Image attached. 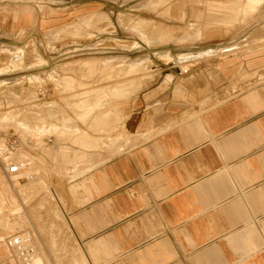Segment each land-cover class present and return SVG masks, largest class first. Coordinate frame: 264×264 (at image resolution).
<instances>
[{
	"label": "crops",
	"instance_id": "crops-1",
	"mask_svg": "<svg viewBox=\"0 0 264 264\" xmlns=\"http://www.w3.org/2000/svg\"><path fill=\"white\" fill-rule=\"evenodd\" d=\"M83 22L90 44L126 42L110 57L132 61L128 73L153 62L159 77L130 99L146 75L111 86L124 100L79 122L76 142L20 144L44 173L20 179L31 212L14 192L43 261L58 248L81 264H264V0H0V33L39 60L55 55L49 32ZM48 58L41 69L56 70ZM6 201L0 190V212Z\"/></svg>",
	"mask_w": 264,
	"mask_h": 264
},
{
	"label": "rangeland",
	"instance_id": "rangeland-1",
	"mask_svg": "<svg viewBox=\"0 0 264 264\" xmlns=\"http://www.w3.org/2000/svg\"><path fill=\"white\" fill-rule=\"evenodd\" d=\"M7 25L10 26V23ZM84 26L89 27L90 25L83 22L62 30L49 32L46 39L43 40V44L47 49L55 50V55L46 53L42 55L43 58L40 56L43 60L37 59L38 55L28 39L9 38L8 35L0 33V44L12 48L10 50L0 49L2 50L0 51V72L9 71L0 73V80H4L0 83V148H5L7 153L14 151L13 158L28 164V168L15 176L0 169V190L7 200V205L5 204L6 206L0 212V228L5 231L4 234H0L1 237L16 232H28L32 243L35 244V232L29 229L25 230L29 219L21 211L19 200L14 192L16 190L18 195L22 196L24 204L31 212L33 210L31 196L34 194L30 190L35 191V188L33 186L21 188L20 179L44 173L41 168L34 166V159L24 151L20 144H30L33 141L40 143L50 135L61 139L69 137L73 142H76L79 138L87 136L86 133L80 132L77 125L79 122L84 129H90L93 127L91 124L96 113V118L101 119L104 116L102 111L113 108L114 103L124 100L113 99L112 101L111 99L114 95L124 94L125 86H121L117 90L113 88L114 92L109 90L111 86L127 82L133 77L146 75L148 78L143 79V85L135 94L128 97L130 99L147 88L148 85L155 83L159 77V70L151 69V66H155L153 62L147 63L143 69L138 71V74L128 73L127 69L132 61L127 62L125 59H111L110 57L112 47L127 46L126 42L116 39H98L96 43L91 42L90 44L88 42L90 39L83 37ZM17 48L24 49L14 51ZM50 56L56 57L52 61V64H58L53 67L56 70L41 69L46 61L49 62L48 57ZM62 63L75 66L82 64V70H64ZM93 63L95 69L92 66ZM97 66L100 67L99 70L96 69ZM20 67H24V69L14 71ZM91 67L92 71H90ZM26 75H37L38 77L27 80ZM108 90L109 92H107ZM103 91H106L101 98L104 102L98 98L95 104H91L96 95ZM119 122L124 125L123 118ZM117 125L118 122L107 119V124L102 130L108 132L113 129L114 131ZM48 128L56 130L53 133H47L44 130ZM120 131L121 134H117V139L110 140L113 146L119 143L118 148H122L124 145L120 139H128L123 136V128ZM13 140H16L17 145ZM0 163L4 165L1 160ZM15 214H17V220L14 219ZM51 253L54 263L43 261L47 258L42 257L38 252L35 254L36 258H42V264H81L76 254L71 250L62 251L57 248V251H51ZM0 264L23 263L14 250L6 247L0 241Z\"/></svg>",
	"mask_w": 264,
	"mask_h": 264
},
{
	"label": "built area",
	"instance_id": "built-area-1",
	"mask_svg": "<svg viewBox=\"0 0 264 264\" xmlns=\"http://www.w3.org/2000/svg\"><path fill=\"white\" fill-rule=\"evenodd\" d=\"M16 143V140H13ZM11 146V145H10ZM25 168L24 162H11L6 169L8 174H18L22 169ZM26 233H17L15 236L6 237V244L9 248L14 250L18 258L23 264H32L33 258L35 257V247L32 243L31 236Z\"/></svg>",
	"mask_w": 264,
	"mask_h": 264
},
{
	"label": "bare ground",
	"instance_id": "bare-ground-1",
	"mask_svg": "<svg viewBox=\"0 0 264 264\" xmlns=\"http://www.w3.org/2000/svg\"><path fill=\"white\" fill-rule=\"evenodd\" d=\"M124 26V25H123ZM166 57V56H165ZM168 58H171V56L170 57H168ZM38 90V89H37ZM11 153V154H10ZM10 153H7L6 152V149L4 148H0V160H1V162L2 163H4V165L6 164V165H9L11 162H22V160H18V159H16V158H13V154L15 153L14 151H10ZM25 164V163H24ZM3 165V166H4ZM5 167V166H4ZM7 167V166H6ZM24 169H26V164H25V168ZM24 169H22L21 171H23ZM20 171V172H21ZM4 172H6V169H4ZM19 172V173H20ZM18 173V174H19ZM11 175H14L15 176V174H11ZM17 175V174H16ZM17 233V232H16ZM16 233H14V234H12V235H4V236H2L1 238H0V241L6 246V247H8L7 246V244H6V237H9V236H15V234ZM27 235L28 236H30V234L29 233H27ZM9 248V247H8ZM11 249V248H10ZM35 251H36V248H35ZM35 253H37V251L35 252ZM12 258V257H11ZM42 258H40V257H37L36 258V254H35V257L33 258V261H32V264H42V260H41ZM13 260V259H12ZM38 261H41V262H38Z\"/></svg>",
	"mask_w": 264,
	"mask_h": 264
}]
</instances>
